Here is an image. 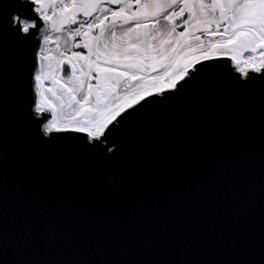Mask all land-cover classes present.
I'll return each instance as SVG.
<instances>
[{
  "label": "snow or ice",
  "instance_id": "snow-or-ice-1",
  "mask_svg": "<svg viewBox=\"0 0 264 264\" xmlns=\"http://www.w3.org/2000/svg\"><path fill=\"white\" fill-rule=\"evenodd\" d=\"M211 195L264 264V0H0V264H223Z\"/></svg>",
  "mask_w": 264,
  "mask_h": 264
},
{
  "label": "water",
  "instance_id": "water-1",
  "mask_svg": "<svg viewBox=\"0 0 264 264\" xmlns=\"http://www.w3.org/2000/svg\"><path fill=\"white\" fill-rule=\"evenodd\" d=\"M258 120V117H257ZM246 166L253 176L258 178L260 170L258 134L254 151L246 160ZM108 181L106 180V183ZM86 196L94 202L106 205V210L119 212L120 202L115 194L98 193L86 190ZM226 196L211 195L206 205L200 206L198 211L202 217H206L214 225L211 233L203 232L200 227L191 220L193 217L192 207L184 210V217L190 221L188 235L194 244V252L198 259L213 258L227 264V262L245 261L246 264H261V220L259 205L251 212L243 222L237 221L225 203ZM195 203V200H193ZM165 231L174 230L175 226L166 222L162 223ZM147 248L141 245L137 252L141 255L147 253ZM162 258L171 257V250H165Z\"/></svg>",
  "mask_w": 264,
  "mask_h": 264
}]
</instances>
